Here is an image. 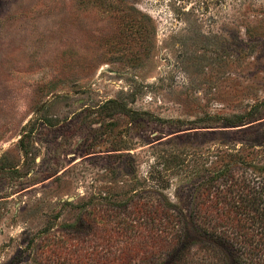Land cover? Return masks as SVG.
<instances>
[{
  "label": "rangeland",
  "instance_id": "obj_1",
  "mask_svg": "<svg viewBox=\"0 0 264 264\" xmlns=\"http://www.w3.org/2000/svg\"><path fill=\"white\" fill-rule=\"evenodd\" d=\"M226 167L208 204L264 200V0H0V264L216 263L130 247L119 221L188 218ZM263 204L207 223L264 234Z\"/></svg>",
  "mask_w": 264,
  "mask_h": 264
},
{
  "label": "trees",
  "instance_id": "obj_2",
  "mask_svg": "<svg viewBox=\"0 0 264 264\" xmlns=\"http://www.w3.org/2000/svg\"><path fill=\"white\" fill-rule=\"evenodd\" d=\"M242 119L231 120L230 118L224 119V124H237ZM231 169L226 167L221 171L210 176L207 179H203L204 185L197 188L196 196L194 195L195 203L194 207L191 208V214L189 213L188 218L185 216V212L180 211L176 206H160L154 208L150 204H142L140 208H135L134 214L136 216L142 215V218L148 217L147 222L136 220L135 217L126 215V217L119 221L122 236H126L130 247H135L136 237L146 236L148 241L150 238L153 240L155 246H160V249H169L172 252V256L179 263L183 258L192 255L193 244H197V247L201 245L200 249L205 251V255H212L216 263L213 264H264V249L259 247L264 240V234H236L231 235L224 231H218L217 228L210 227L207 223L208 217L214 218L215 213L218 217H222L225 221H231L232 226H236V229H241V222L246 217L254 220L263 217L261 213L256 212L257 208L263 204L262 194L259 197L253 199H245L242 195L243 191L240 192L238 197L240 199H234L229 202L230 189L232 184L227 188L218 189L223 191L222 194H218L215 200H212L209 204L207 200L213 191V183L220 176H225L229 179ZM264 177H262V181ZM264 187V183H263ZM202 194L200 192H202ZM264 189V188H263ZM219 193V191H217ZM204 198L206 201H202ZM218 204H220L218 206ZM264 205V204H263ZM210 206V207H209ZM217 207L223 209L222 213L217 212ZM216 210L215 213H213ZM128 218V220H126ZM191 221V227H187L186 223ZM223 221V220H222ZM132 230V231H131ZM145 231H148L146 234ZM134 232L133 234H131ZM129 235V236H128ZM200 245H199V243ZM133 244V245H132ZM138 246V245H136ZM127 250V248H126ZM131 251V248L129 252ZM128 252V253H129ZM96 256V262L98 264H114L111 259L100 256ZM173 258V259H174ZM86 260L84 264H91V260ZM93 264V263H92Z\"/></svg>",
  "mask_w": 264,
  "mask_h": 264
}]
</instances>
